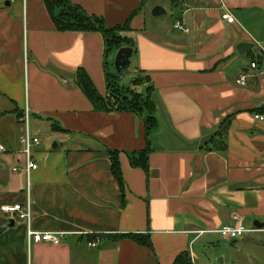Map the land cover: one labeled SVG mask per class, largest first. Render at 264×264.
I'll list each match as a JSON object with an SVG mask.
<instances>
[{"label": "crops", "instance_id": "crops-1", "mask_svg": "<svg viewBox=\"0 0 264 264\" xmlns=\"http://www.w3.org/2000/svg\"><path fill=\"white\" fill-rule=\"evenodd\" d=\"M70 1L109 27L136 14L133 72L151 80L158 127L147 138L140 117L97 112L77 86L82 69L107 95L101 34L59 33L43 0H0V205L26 199V176L13 169L24 167L19 114L28 109L34 135L57 136L34 148L31 228L66 234L60 245L30 243L25 221L12 227L0 214V264H174L184 252L193 264H264V123L255 120L264 115V0ZM155 7L166 14L154 17ZM168 9L178 15L163 27ZM240 44L253 48L241 54ZM147 142L148 173L131 165ZM109 151L120 154L124 198ZM240 224L255 232L219 233ZM135 234L153 250L115 243Z\"/></svg>", "mask_w": 264, "mask_h": 264}, {"label": "trees", "instance_id": "trees-1", "mask_svg": "<svg viewBox=\"0 0 264 264\" xmlns=\"http://www.w3.org/2000/svg\"><path fill=\"white\" fill-rule=\"evenodd\" d=\"M53 23L59 33H99L105 41L106 53L117 52L122 48H131L134 51L135 44L127 34L132 32L131 22L133 15L123 25L109 27L101 17L89 15L81 7L73 4L70 0H43ZM115 81H111V76L107 74V95L103 97L99 94L90 76L84 71L79 70L75 73V82L86 98L94 106L97 112L102 113H121L127 112L140 117L146 127L147 138L158 127L156 117V106L153 102L154 88L150 86L149 77L139 76L132 81L130 88H121L116 85L118 76H113ZM147 86L144 92L139 88ZM25 117V111L19 114L20 120ZM31 118V115H30ZM31 120V119H30ZM53 128H58L56 124ZM152 150L147 142V148L137 155L131 157L133 168H139L148 173L149 158ZM111 162V171L117 180L123 198L125 197V181L122 174L119 152H108ZM115 243L121 240H131L139 246L153 250L151 240L148 236L118 235L114 237ZM174 264H193L190 252H184L177 257Z\"/></svg>", "mask_w": 264, "mask_h": 264}, {"label": "built area", "instance_id": "built-area-1", "mask_svg": "<svg viewBox=\"0 0 264 264\" xmlns=\"http://www.w3.org/2000/svg\"><path fill=\"white\" fill-rule=\"evenodd\" d=\"M12 2L22 1L26 6L27 0H11ZM223 21L228 24H235L236 19L231 15L229 11H226L222 16ZM178 30H184L183 25L179 22L175 26ZM186 31V30H185ZM188 32V31H186ZM252 68L255 69L256 65L253 64ZM241 86H245V77H242L239 81ZM30 113L26 109L25 117L23 119L24 123V133L20 139V144L22 146V155L24 157V168L15 167L13 169L14 174H18L21 171L26 176L27 181V193L24 203H16L11 205H0V214L7 217L9 221L18 218L21 221H25L28 227V239L30 243L34 244H51L60 245L65 238V233H52V232H35L31 228V217H32V198H31V174L39 169V165L34 156V148L41 145V139L34 135L31 131L30 126ZM255 120L264 123V115H256ZM0 152L5 153L6 149L4 146H0ZM236 221H241L242 219L235 216ZM255 231L247 229L244 225L240 224L237 227H226L219 231L222 237L226 240H237L244 237L246 234L253 233ZM91 248L96 247V244H89Z\"/></svg>", "mask_w": 264, "mask_h": 264}, {"label": "rangeland", "instance_id": "rangeland-1", "mask_svg": "<svg viewBox=\"0 0 264 264\" xmlns=\"http://www.w3.org/2000/svg\"><path fill=\"white\" fill-rule=\"evenodd\" d=\"M163 10L165 11V9H163ZM167 12L169 13V15L164 16L162 18H159L157 20L159 22V24L161 26H163V27H165L166 25L167 26L169 25L170 27L173 26V25H171L173 23V20H174L173 18H177V15H178L176 11H174V13H173V11H171L170 9H168ZM115 58H116V53L111 52L109 54V59H108V71H109L108 74L111 76V81L112 82L115 81L113 76H118L117 75V70H116V67H115ZM133 71H134V67L132 66L131 69H130V73L129 74L123 75V76H118V80H116V83H117L116 85L120 86L121 88H130L132 86L133 79H135V75H134ZM39 138L41 139V142L44 145H48V144H55L57 136L55 134H53L51 131H49V130L40 129ZM33 152H35V151L33 150ZM18 178H20V177H18ZM24 193H25V196H26V193H27V181H26V186H25Z\"/></svg>", "mask_w": 264, "mask_h": 264}, {"label": "water", "instance_id": "water-1", "mask_svg": "<svg viewBox=\"0 0 264 264\" xmlns=\"http://www.w3.org/2000/svg\"><path fill=\"white\" fill-rule=\"evenodd\" d=\"M154 17H161L166 14V12L161 7H155L152 12ZM253 45L251 44H240L238 46V51L241 54H244L247 50L252 49ZM133 49L131 48H122L116 53L115 58V67L117 70L118 76L127 75L130 73V69L132 67V57H133ZM57 145H54V148H56ZM14 221H11L10 225L14 226ZM256 226L259 228H264V225L260 223H256Z\"/></svg>", "mask_w": 264, "mask_h": 264}]
</instances>
